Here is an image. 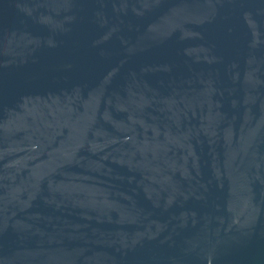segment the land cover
Masks as SVG:
<instances>
[{
	"label": "water",
	"instance_id": "95a60500",
	"mask_svg": "<svg viewBox=\"0 0 264 264\" xmlns=\"http://www.w3.org/2000/svg\"><path fill=\"white\" fill-rule=\"evenodd\" d=\"M0 264H264V0H0Z\"/></svg>",
	"mask_w": 264,
	"mask_h": 264
}]
</instances>
